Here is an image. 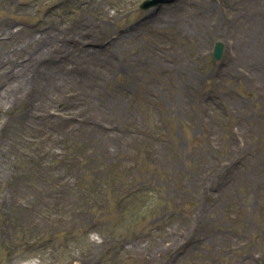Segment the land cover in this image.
<instances>
[{"label": "rangeland", "instance_id": "rangeland-1", "mask_svg": "<svg viewBox=\"0 0 264 264\" xmlns=\"http://www.w3.org/2000/svg\"><path fill=\"white\" fill-rule=\"evenodd\" d=\"M95 1L0 0V264H264V0Z\"/></svg>", "mask_w": 264, "mask_h": 264}, {"label": "bare ground", "instance_id": "bare-ground-1", "mask_svg": "<svg viewBox=\"0 0 264 264\" xmlns=\"http://www.w3.org/2000/svg\"><path fill=\"white\" fill-rule=\"evenodd\" d=\"M94 3L98 1L93 0ZM212 0H177L171 4H167L155 10H150L147 16L143 19V27H168L170 25H178L182 27H190L195 24L199 17L208 10L211 6ZM233 0H226L224 7H229ZM236 5V4H235ZM237 6V5H236ZM121 10L108 12L105 8L100 15L105 17V20L97 22L94 19H89L84 16L74 18L72 22L65 26H61V22L52 27H99L100 23L104 21L115 19L120 16ZM51 27V26H50ZM136 27H142L137 25Z\"/></svg>", "mask_w": 264, "mask_h": 264}, {"label": "water", "instance_id": "water-1", "mask_svg": "<svg viewBox=\"0 0 264 264\" xmlns=\"http://www.w3.org/2000/svg\"><path fill=\"white\" fill-rule=\"evenodd\" d=\"M165 1H169V0H145L141 4V7L148 8V7L154 6L156 4H159V3L165 2ZM222 52H223V44H222V42L217 41L213 47L214 58L219 59L222 56Z\"/></svg>", "mask_w": 264, "mask_h": 264}]
</instances>
